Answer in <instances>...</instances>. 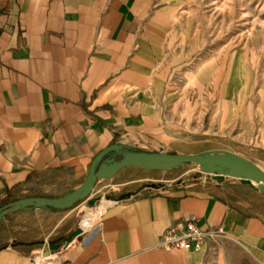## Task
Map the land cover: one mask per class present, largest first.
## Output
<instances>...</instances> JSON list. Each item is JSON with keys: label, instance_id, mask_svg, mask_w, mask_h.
<instances>
[{"label": "crops", "instance_id": "crops-1", "mask_svg": "<svg viewBox=\"0 0 264 264\" xmlns=\"http://www.w3.org/2000/svg\"><path fill=\"white\" fill-rule=\"evenodd\" d=\"M192 38L180 0H0V200L66 197L109 148L98 166L209 153L264 171L263 50L200 62ZM149 182L81 235V202L9 214L0 264H34L51 244L57 264H264V197ZM192 216L215 232L203 249L162 247Z\"/></svg>", "mask_w": 264, "mask_h": 264}, {"label": "rangeland", "instance_id": "rangeland-1", "mask_svg": "<svg viewBox=\"0 0 264 264\" xmlns=\"http://www.w3.org/2000/svg\"><path fill=\"white\" fill-rule=\"evenodd\" d=\"M180 4L200 62L245 46L252 55L256 49L264 53V0H180ZM128 153L125 152L126 155ZM226 172H214L206 165L196 163H182L158 171L130 166L111 178L98 181L94 185L96 193L90 197L95 205L86 203L87 199L79 202L76 205L77 215H73L71 221L80 225L86 217L94 215L96 205L99 207L102 204L104 208L107 201L126 196L130 191L137 193L139 186L149 181L188 191L208 192L228 200L233 198L234 193L257 199L258 202L260 197H264V192L252 181L227 175Z\"/></svg>", "mask_w": 264, "mask_h": 264}, {"label": "water", "instance_id": "water-1", "mask_svg": "<svg viewBox=\"0 0 264 264\" xmlns=\"http://www.w3.org/2000/svg\"><path fill=\"white\" fill-rule=\"evenodd\" d=\"M112 148L101 152L91 165L88 176L83 184L75 190V192L69 194L63 198H47V197H25L23 199L10 202L9 204L0 207V234L2 227V219L11 213L17 212L24 209V207H49L58 210H68L72 208L74 204L84 201V199L90 200L89 204L94 205L95 202L90 199L93 194L94 183L98 179L111 178L114 174L128 168L130 166L139 169H146L151 171L166 170L182 163H196L199 165H206L212 171L223 173L225 170L227 175L236 176L242 180L254 181L261 190L264 192V171L259 169L252 162H248L244 159L239 158L237 155H226V154H204L202 157L197 156H180L177 154H139V153H128L127 157L120 162L114 163L113 165L98 166L100 159L110 152ZM74 235H81L83 233L81 228L75 230ZM69 241L64 242L61 245V249L66 248ZM56 244L49 245L47 254L57 250Z\"/></svg>", "mask_w": 264, "mask_h": 264}, {"label": "built area", "instance_id": "built-area-1", "mask_svg": "<svg viewBox=\"0 0 264 264\" xmlns=\"http://www.w3.org/2000/svg\"><path fill=\"white\" fill-rule=\"evenodd\" d=\"M94 211L93 216L95 217V221L90 229L84 231L82 229L83 222L80 224L83 233L92 230L97 223H100L102 217L105 215L106 209L103 208V205L101 206L99 204V207L97 205L95 206ZM211 235H215V232L203 231L197 224V218L192 216L189 221H178L167 229L163 234L161 246L199 252L203 249L207 237ZM53 252L55 251H52L50 254H45L44 250H42L40 255L35 258L34 264H57L58 255L57 253L53 254Z\"/></svg>", "mask_w": 264, "mask_h": 264}, {"label": "bare ground", "instance_id": "bare-ground-1", "mask_svg": "<svg viewBox=\"0 0 264 264\" xmlns=\"http://www.w3.org/2000/svg\"><path fill=\"white\" fill-rule=\"evenodd\" d=\"M253 183H255L254 181H252ZM256 184V183H255ZM105 208V206H104ZM94 216L91 214L89 217H86L84 222H83V228L84 229H89L93 226V223H94Z\"/></svg>", "mask_w": 264, "mask_h": 264}, {"label": "trees", "instance_id": "trees-1", "mask_svg": "<svg viewBox=\"0 0 264 264\" xmlns=\"http://www.w3.org/2000/svg\"><path fill=\"white\" fill-rule=\"evenodd\" d=\"M17 200H20L18 198H13L12 196H9L8 199H5V200H0V207H3L7 204H9L10 202H14V201H17ZM47 208L48 210H51V211H54V210H58V209H52V208H49V207H45Z\"/></svg>", "mask_w": 264, "mask_h": 264}]
</instances>
